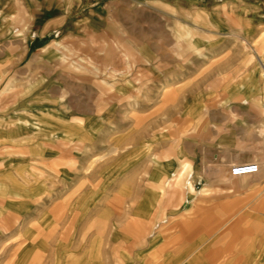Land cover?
I'll return each mask as SVG.
<instances>
[{"label":"rangeland","instance_id":"1","mask_svg":"<svg viewBox=\"0 0 264 264\" xmlns=\"http://www.w3.org/2000/svg\"><path fill=\"white\" fill-rule=\"evenodd\" d=\"M42 4L11 2L10 14L23 16L7 19L0 45V264H124L135 232L146 230L149 242L159 232L147 205H178L186 191L215 228V259L264 264L254 222L264 216L262 176L220 192L215 172L249 161L225 167L210 156L259 152L264 126L221 112L220 83L207 82L228 78L235 95L233 75L248 59L264 61V35L254 45L225 37L215 23L235 30L248 21L214 18L211 3L105 0L51 21L32 17ZM34 38L42 45H29ZM131 214L139 219L132 237ZM97 249L103 263L91 256Z\"/></svg>","mask_w":264,"mask_h":264},{"label":"crops","instance_id":"2","mask_svg":"<svg viewBox=\"0 0 264 264\" xmlns=\"http://www.w3.org/2000/svg\"><path fill=\"white\" fill-rule=\"evenodd\" d=\"M38 2L43 3L42 6L39 5V11L37 13H33L32 17H36L41 19H48L49 21L60 19V18H69L73 17L74 13H80L86 10L89 7L95 8L100 7L102 3H105V0H65L70 2L71 9L70 11L57 8L56 2H61L64 0H0V45H7L8 37L6 30V22L9 17H22V13L20 9H18L16 14H10L8 11V6H11V2L15 3H24V2ZM74 1V4L72 2ZM162 1H175L177 4H182L185 2L192 3H205L210 4L214 13H211L210 16L214 18L218 15L226 16V17H234L239 18L240 20L245 19L248 21L247 26H243L242 28L230 29L226 25L216 24L215 28L220 30H225V37H231L232 40H236V42L246 41L248 45H254V42L262 35H264V21H261L260 18L264 19V0H225L223 2H217L222 0H162ZM45 3V4H44ZM225 3V4H223ZM22 5V4H21ZM241 7V10L237 13L236 9L232 11L234 6ZM204 6V4H203ZM14 7V6H13ZM21 8V7H20ZM225 10V13H218L217 10ZM27 10V9H26ZM184 11V9H182ZM230 10V11H227ZM20 11V12H19ZM28 11V10H27ZM179 12V11H178ZM183 14L178 13L177 17H181ZM43 40V39H41ZM41 40L33 39L30 41L29 45H42ZM243 43V42H242ZM250 63H247L245 70H239L235 76L239 82L234 85L235 89H237V93L231 90L233 85H226L228 82V78L225 81H219L217 79H210V84L213 85L219 82L221 88L218 93L224 94L225 105L221 109L223 113H233V114H242L250 116L252 119L253 116L256 118L257 123H261L262 127L264 126V80H263V66L260 60L258 62L252 61L253 59H248ZM262 60V59H261ZM253 62V63H252ZM250 65H253L251 67ZM170 82V81H169ZM224 83V84H223ZM248 83H251L248 84ZM256 83L255 85H252ZM214 85V86H215ZM224 85V86H223ZM217 86V85H216ZM251 86V88H250ZM216 90V89H215ZM216 96H220L217 94ZM251 119V120H252ZM260 120V121H259ZM211 158L215 161H219L221 166H228L230 161L238 160L240 162L249 163L257 158L258 164L260 167V172L256 175H248L242 177H235L228 173L227 170L215 172L213 176L216 180L215 182L220 183V185H216L215 190H220V192L227 193L225 189L227 186H235V187H243L246 179H250L251 177H256L258 175L262 176L261 182L264 184V149L259 150V152L249 151V150H240L239 153L233 154L232 151H228L227 149L219 150L218 152L211 153ZM187 169V166H186ZM224 169V168H223ZM181 176V175H180ZM176 177L175 175L173 176ZM170 179V178H168ZM177 181L176 185L179 184ZM250 191H247L246 194H250ZM244 194V193H242ZM191 192H185V198L183 202L178 205L174 204H166V203H158V204H148L147 212L145 213V218L147 221L157 222L159 220V232L153 236V239L149 242L148 238L145 237L146 230H140L139 232H135L134 242L135 248H133L132 243L133 240H129V250L127 254L123 253L120 256L122 258H127L124 261V264H242L243 259L247 257L235 256V259H230L225 262V260L215 259L219 253H213L211 250V244L208 245L209 242L214 240L216 235L215 228L210 227L211 219H207L205 215L202 214L200 203H195L194 201H188L190 198ZM264 206V202H262ZM110 206V207H109ZM108 204L107 210H113L114 205ZM247 209L248 206H247ZM160 211V212H159ZM135 214V213H134ZM134 214L130 215V222L128 223V231L130 232V236L133 235V225L136 226L137 217H133ZM137 216V215H135ZM212 215H209L211 217ZM161 217V219H160ZM214 217V216H213ZM132 218V219H131ZM140 218V217H139ZM212 218V217H211ZM144 218H141V220ZM207 220L209 222H207ZM255 224L260 228L256 232L257 238L264 240V216L259 217V219L254 220ZM249 222L245 224L246 232L242 235L241 240L247 241L249 236ZM253 225V224H251ZM146 226V225H145ZM208 228V229H207ZM147 229V228H146ZM135 230V228H134ZM139 235V237H137ZM132 237V236H131ZM133 239V238H132ZM236 240V239H235ZM239 241V240H238ZM100 240H98V243ZM137 242H140V245L137 246ZM126 241L121 240L117 243V246L121 250L125 248ZM82 250H80V257H86L89 249L87 246H83V240L81 242ZM84 247V248H83ZM211 247V248H210ZM126 248V250L128 249ZM95 255H91L97 259V262L103 263L104 255L100 254L105 251L100 250L96 251ZM114 252V251H113ZM40 254V253H39ZM76 257H78L76 255Z\"/></svg>","mask_w":264,"mask_h":264},{"label":"built area","instance_id":"3","mask_svg":"<svg viewBox=\"0 0 264 264\" xmlns=\"http://www.w3.org/2000/svg\"><path fill=\"white\" fill-rule=\"evenodd\" d=\"M262 66H263V79H264V61L262 62ZM263 109H264V102H263ZM259 172H260V167L259 164L256 162L237 164L230 169V174L235 177L256 175Z\"/></svg>","mask_w":264,"mask_h":264},{"label":"bare ground","instance_id":"4","mask_svg":"<svg viewBox=\"0 0 264 264\" xmlns=\"http://www.w3.org/2000/svg\"><path fill=\"white\" fill-rule=\"evenodd\" d=\"M171 90H172V86H171V84H169L167 87L161 89V91L158 94H159V96H161L162 99H165L169 95V93L171 92ZM118 96L120 97V95H118ZM184 169H186V166H184Z\"/></svg>","mask_w":264,"mask_h":264}]
</instances>
